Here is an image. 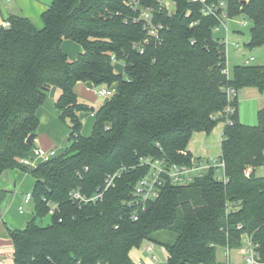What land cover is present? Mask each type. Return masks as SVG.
Wrapping results in <instances>:
<instances>
[{
    "label": "trees",
    "instance_id": "16d2710c",
    "mask_svg": "<svg viewBox=\"0 0 264 264\" xmlns=\"http://www.w3.org/2000/svg\"><path fill=\"white\" fill-rule=\"evenodd\" d=\"M130 1L52 0L41 28L21 15L7 16V27L0 21V175L17 169L34 181L33 219L19 230L5 227L13 263L133 264L130 251L152 243L166 250V264H218V251L242 248L244 235L264 263V177L243 174L264 162V107L255 126L242 124L237 109L238 91L264 93V66H233L227 79L224 45L212 31L218 21L201 15L199 4L172 0L167 13L156 0H138L163 26L154 40L132 22ZM229 6L230 17L251 21L245 45L264 48V0ZM66 40L81 49L75 60L61 50ZM112 58L123 62L121 73ZM77 83L115 87V93L93 110L79 102ZM52 87L59 90L54 106L67 121L68 143L62 154L28 169L18 161L31 158L37 110ZM227 87L235 90L230 100ZM228 105L234 113L226 117ZM82 112L95 118L87 137L81 135ZM219 122L225 184L211 170L187 186L166 181L143 211L130 206L135 185L149 172L141 158L188 164L194 160L187 150L191 136ZM116 171L120 177L100 202L69 200L76 187L91 196ZM5 196L0 190V203ZM47 202L55 212L39 226L49 214Z\"/></svg>",
    "mask_w": 264,
    "mask_h": 264
},
{
    "label": "built area",
    "instance_id": "2783aa9c",
    "mask_svg": "<svg viewBox=\"0 0 264 264\" xmlns=\"http://www.w3.org/2000/svg\"><path fill=\"white\" fill-rule=\"evenodd\" d=\"M159 5V9H165L167 13H171L174 8V2L172 0H156ZM191 4H199L201 6L200 13L203 16H213L217 19L218 25L213 28V34L220 32L221 30L225 33V38L221 39L219 42L224 45V59L225 68L222 70V74L228 79L230 76L229 70L227 68L226 59V49H227V33L229 21H236L238 16L230 17L228 15L229 3L233 0H188ZM240 3H246L248 0H236ZM131 11L134 13L132 16V22L139 24L142 30L146 33L149 38L154 40L159 39V32L162 30L163 26L160 23L155 22L154 9L151 7H144L138 0H131L128 3ZM236 23L241 26H246V21H236ZM2 27H7V22H1ZM197 26V22L190 23L189 27L193 28ZM239 31V30H237ZM235 49L239 48L238 44L233 45ZM139 54L144 52L143 47L136 46ZM239 52V51H238ZM252 59H246L244 64H250ZM113 66L118 62L115 58L111 59ZM96 93L99 97L110 98L115 93V87L110 88H97ZM235 90L232 88H226L227 99L230 100L234 97ZM225 116L228 117L234 113V108L228 105L224 111ZM228 120H226L227 122ZM35 156L30 159H20L18 162L31 169L35 167L38 163L47 162L55 157L53 151H43L37 148L35 151ZM141 166H148V174L140 179L135 185L132 191V198L130 200V206L134 210L143 211L146 204L149 201H154L159 197V193L163 184L168 181L174 186H187L196 179L203 177L209 171L214 172V178L216 181L221 183L227 182V177L225 174V164L218 157L216 158H197L189 162L188 164H167L163 160L151 159V158H141ZM252 167H245L243 174L245 177H250L252 173ZM120 177V172L116 171L114 173L106 174L103 180V185L96 189V191L91 196H86L81 193L80 187H76L69 191V200L78 205H86L91 203L100 202L103 198L104 193L115 186V181ZM32 202V192L26 193L23 197V205H27ZM46 205L49 207V215L54 214L55 206L47 202ZM19 212L23 211V207L18 208ZM136 219V218H134ZM243 246L241 248L240 254L241 259L244 264H264L260 261V257L256 251L257 245L254 244L250 237L244 235L242 237ZM154 244L146 243L143 247V252L148 256V258L153 262L155 261L154 254ZM228 254L226 253V257ZM0 264H3L0 261ZM138 264H143L142 262ZM226 264H235L232 262H227Z\"/></svg>",
    "mask_w": 264,
    "mask_h": 264
},
{
    "label": "rangeland",
    "instance_id": "374dc122",
    "mask_svg": "<svg viewBox=\"0 0 264 264\" xmlns=\"http://www.w3.org/2000/svg\"><path fill=\"white\" fill-rule=\"evenodd\" d=\"M9 2H6V0H0V13L2 16H5L7 12H9V9L7 8ZM4 5V6H3ZM244 19L246 21V26L241 27L239 26L236 21H242ZM236 21H229L227 22L228 25V33H227V49H226V59H227V65L229 73L232 70L233 65L241 64L244 59L251 58L250 65H257V66H264V48L262 46H255L252 48L247 47L245 44H247L249 40V29L251 27V21L245 17V16H238ZM237 29L239 32H236ZM214 37H216L219 41L223 38H225V33L223 30L220 32L214 34ZM64 49L68 54H73V51H76L78 49V54L81 52V49L78 45H76L73 42L70 41H63L64 43ZM234 44H238L239 48L235 49ZM239 51V52H238ZM76 53V55H77ZM69 60L71 57H68ZM123 65L122 61H118L115 65ZM254 91V90H253ZM59 94V90L56 87H52L50 91L47 93L46 100L44 101L43 105L47 103L55 102L57 95ZM264 94V93H263ZM56 95V97H54ZM79 102L82 104L92 107L93 110H96L100 107V105L103 103V98L97 99L95 101H89L79 98ZM256 103V106H255ZM260 102L257 103V101L251 100V97L247 95L245 92V89H242L238 91L237 93V109H238V118L239 121L242 124L248 125V126H255L257 124V106H260ZM59 126L53 127V126H44L42 128V124L38 125L37 129V146L42 148H48V147H54L56 148V151L58 152V155L62 154L65 151V148L67 146V139H68V132L67 129V121H61L59 120ZM41 122V121H40ZM82 129L81 133L89 134L91 131V124L90 121H87L83 119L82 121ZM222 123H217L214 128L209 133L206 132H199L197 134H194L193 138L188 142L187 150L195 156V154H202L204 155V145L205 149H209L208 154H212L210 157L207 156V158H216L218 157L220 153L219 149V141L221 138L220 128L222 127ZM191 155V156H192ZM263 157H264V150H263ZM255 169V177H264V162L254 168ZM23 172V171H21ZM25 173V172H23ZM22 173V174H23ZM25 175V174H24ZM13 194L15 195L17 191L15 189L12 190ZM20 194H18L19 196ZM10 195H6L5 199L2 203H6L8 197L10 198ZM21 196V195H20ZM33 208L31 206H28L26 208V215L31 216ZM50 222V215L48 214L44 218L37 220V224L39 226H46ZM10 241L7 239V242L4 244H0V254L2 252H7L9 249ZM143 250V247L141 248H134L130 251V258L133 262V264H138L142 262L143 264H166L167 260V253L166 250L159 246H154V254H155V261H151L149 258H145L143 253L141 252ZM226 250V249H225ZM234 251L230 252L231 262H235L236 264H244L241 259V248L240 249H233ZM227 251V250H226ZM223 250L218 251L217 253V259L220 262H225V256L222 255ZM6 256V255H4ZM7 258V264L10 263L9 257Z\"/></svg>",
    "mask_w": 264,
    "mask_h": 264
},
{
    "label": "crops",
    "instance_id": "0c3cea01",
    "mask_svg": "<svg viewBox=\"0 0 264 264\" xmlns=\"http://www.w3.org/2000/svg\"><path fill=\"white\" fill-rule=\"evenodd\" d=\"M6 2H9L7 6V8L9 9V12H7L5 16H2L0 13V21H4L9 15H21V16L28 18L34 24L35 27L41 28L42 21H41L40 16L42 12L45 11L47 7L51 4L52 0H6ZM234 30L237 31V29H234ZM64 44L65 42L61 44V50L66 54L67 57H71V59L75 60L76 57L78 56V53H77L78 49L76 51H73V54H68V52H66V50L64 49ZM246 59H244V61L241 64H237V65H243ZM113 67L117 73L122 72L123 65L121 66L117 64V65H114ZM227 68H228V65H227ZM96 89L97 88L91 83H77L74 87V93L78 99L81 98V99L89 100L92 102L97 99L103 98L104 100L101 105L105 104L109 98L99 97L96 93L97 91ZM244 89L247 95L251 97V100L257 101V103L258 102L261 103L260 106H257V111L260 108L264 107V94L263 93H260L255 88H244ZM54 97H56V95ZM255 106H256V103H255ZM59 115L60 113L55 108L54 102L53 104L50 102L47 103L46 105L44 104L37 110V117L39 119V124H42V128H44V126L46 125L53 126L55 128L58 127L60 123ZM79 119L81 121L83 119L90 121L91 130H92L94 119H95L93 113L82 112L79 114ZM222 125L223 126L219 129L221 133V138L219 141V149H220V143L222 140L224 123H222ZM38 128L39 127H37V129ZM67 132L69 135L70 130L67 129ZM90 133L91 131L89 132V134H85L82 132L81 135L84 137H87L90 135ZM194 134H197V133H194ZM194 134L191 136L190 140L193 138V136H195ZM35 146H36V149L39 148L46 152L53 151L55 153V157L58 156V152L56 151V148L54 147L42 148V147L37 146V130H36ZM205 146L206 145H204V148H203L204 150L203 156L202 154H195V156H193L189 151L188 152L192 155L193 159L207 158V156H209L210 154H208L209 149H205ZM34 151L35 150H33L30 155L31 158L35 156ZM210 157H215V156H212L211 154ZM252 172L255 175V169H252ZM22 173L23 172L16 169V170L5 171L0 175V190L4 191L6 195L11 194L10 198L8 197L6 203H2V204L0 203V244L6 243L7 239L10 241L7 235L6 228H5L6 226L14 230L22 229L26 225V223H28L29 221L33 219V216H34L33 202H30L27 205H23V197L26 193L32 192L34 181L31 179V177L28 174L26 173L22 174ZM13 189L17 191L15 195L12 192ZM18 194H20L21 196L20 195L18 196ZM28 206H31L33 208V211H32L33 213L31 216L26 215L27 213L26 208ZM19 207H23L22 212L18 211ZM144 245L145 244H143L142 247H144ZM226 250L224 249L222 252V255L225 256V262L222 263L217 259L218 264H226L227 262H231L230 252L234 250H227V251ZM141 252L145 256V258H148V256L143 252V250ZM226 253L228 254L227 257H226ZM6 257H9V261H10L9 264H14L12 260L11 241H10L9 249L7 250V252H2L0 254V261H2L3 264H7ZM232 263H235V262L233 261Z\"/></svg>",
    "mask_w": 264,
    "mask_h": 264
},
{
    "label": "water",
    "instance_id": "95a60500",
    "mask_svg": "<svg viewBox=\"0 0 264 264\" xmlns=\"http://www.w3.org/2000/svg\"><path fill=\"white\" fill-rule=\"evenodd\" d=\"M44 89H45V90H48V89H49V87H48V86H45V87H44ZM33 149H34V150H36V146H34V148H33Z\"/></svg>",
    "mask_w": 264,
    "mask_h": 264
}]
</instances>
